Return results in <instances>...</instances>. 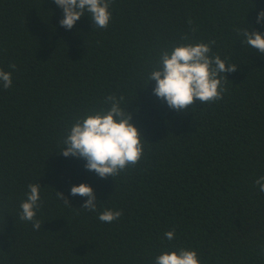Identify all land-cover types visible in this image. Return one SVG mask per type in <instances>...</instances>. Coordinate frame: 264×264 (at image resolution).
Listing matches in <instances>:
<instances>
[{"label": "trees", "instance_id": "trees-1", "mask_svg": "<svg viewBox=\"0 0 264 264\" xmlns=\"http://www.w3.org/2000/svg\"><path fill=\"white\" fill-rule=\"evenodd\" d=\"M261 9L264 0H112L107 28L86 13L66 29L54 0H0V69L13 81L0 86V264H154L180 247L201 264H264L254 183L264 175V56L237 31L264 34ZM211 40L212 54L237 66L222 74L223 98L170 108L155 80L146 85L159 53ZM110 94L124 97L144 153L101 178L59 151L74 118L107 109ZM30 183L41 185L38 231L19 218ZM80 183L93 188L96 212L70 194ZM105 209L123 214L104 223Z\"/></svg>", "mask_w": 264, "mask_h": 264}, {"label": "clouds", "instance_id": "clouds-1", "mask_svg": "<svg viewBox=\"0 0 264 264\" xmlns=\"http://www.w3.org/2000/svg\"><path fill=\"white\" fill-rule=\"evenodd\" d=\"M63 9V18L59 24L71 29L77 20L86 13L96 28H107L112 18L110 5L112 0H54ZM257 23L264 22V9L257 14ZM191 24V21H189ZM194 32L195 29L193 28ZM242 36L241 44L258 50L264 56V34L259 31L249 32L247 28L238 29ZM182 40H188L185 34ZM215 40L205 42H188L173 45L171 49H163L156 60V66L149 73L147 83L155 80L154 94L166 101L174 110H188L195 101L212 103L223 98L227 91L224 81L228 80L223 73L235 72L237 66L226 63L219 55L212 54ZM15 70L14 63L9 65ZM12 72L0 69V86L7 90L12 86ZM145 85V86H146ZM124 97L115 94L106 96L103 104L107 109L93 108L83 117H75L67 134L63 138L64 147L59 151L65 157H80L86 160L85 168L94 171L99 177L115 178L122 171L135 166L143 156L144 145L139 129L131 123V113L121 107ZM259 191L264 192V175L254 181ZM26 199L20 204L19 218L32 223L34 230H40L41 221L37 218V210L41 207L39 183H30ZM70 194L87 197L82 209L96 212L97 201L93 188L87 183L71 187ZM57 198L70 206L63 193L57 191ZM121 210L105 209L99 213L98 219L111 223L122 216ZM165 238L174 239L175 230L166 231ZM154 264H201L195 249L180 247L178 250L163 251L157 255Z\"/></svg>", "mask_w": 264, "mask_h": 264}]
</instances>
